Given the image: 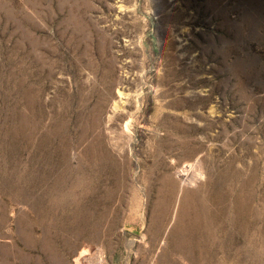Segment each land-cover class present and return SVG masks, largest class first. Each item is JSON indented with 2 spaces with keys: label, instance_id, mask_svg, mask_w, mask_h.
I'll use <instances>...</instances> for the list:
<instances>
[{
  "label": "rangeland",
  "instance_id": "374dc122",
  "mask_svg": "<svg viewBox=\"0 0 264 264\" xmlns=\"http://www.w3.org/2000/svg\"><path fill=\"white\" fill-rule=\"evenodd\" d=\"M0 264H264V0H0Z\"/></svg>",
  "mask_w": 264,
  "mask_h": 264
}]
</instances>
